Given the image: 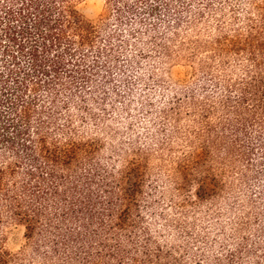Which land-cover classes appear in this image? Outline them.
Returning <instances> with one entry per match:
<instances>
[{
    "label": "trees",
    "instance_id": "obj_1",
    "mask_svg": "<svg viewBox=\"0 0 264 264\" xmlns=\"http://www.w3.org/2000/svg\"><path fill=\"white\" fill-rule=\"evenodd\" d=\"M79 2L0 0V264H264V0ZM144 59L196 74L138 101L148 138L185 142L158 179L113 124Z\"/></svg>",
    "mask_w": 264,
    "mask_h": 264
},
{
    "label": "rangeland",
    "instance_id": "obj_2",
    "mask_svg": "<svg viewBox=\"0 0 264 264\" xmlns=\"http://www.w3.org/2000/svg\"><path fill=\"white\" fill-rule=\"evenodd\" d=\"M105 6V0H80L77 5V8L81 12L83 16L88 19L95 20L100 14L103 12ZM143 65L146 66V69L140 70V75L143 78L142 84L138 85V94L137 96L130 95L133 99L132 106V114L134 117L130 118V114L126 116V114L119 113V111H115L113 116H117V120L115 126L119 127V130H124L129 126V122L133 123L134 135L133 137L137 139L138 145L142 149H146V156L148 157L149 166L152 171V175L154 178H159V174H164L166 172H171L173 159L180 156L183 151V139L177 137L173 138L168 145L162 147L159 144V141L156 139H151V134H147V128L150 126L149 120L147 118L148 112L146 110H141L138 104L139 99L142 100H150L154 105L158 108V110L163 108L166 104H164L165 100H168L169 97L173 96L172 91H170L169 97H163V91L157 86V82L161 83H169L170 86H178L181 87L187 83H190L195 74V68L186 60L180 59L173 61L171 63H158V61L151 60H143ZM152 72V73H151ZM135 82V81H134ZM156 82V83H155ZM160 83V84H161ZM177 84V85H176ZM141 92V94H140ZM128 97V96H127ZM120 104V103H118ZM119 107L121 106L118 105ZM139 106V107H138ZM121 108V107H120ZM119 108V109H120ZM157 121L160 120V114L157 112ZM156 121V120H155ZM180 125L183 127V130H186L188 126V121L183 119L180 122ZM91 126V125H90ZM90 128V127H89ZM150 128V127H149ZM94 130V129H91ZM151 132V131H150ZM105 136V134L101 133ZM148 136H150L148 138ZM128 140L127 137H121L120 135L111 139L108 138V142L113 144H118L121 139ZM161 138V137H160ZM152 140V141H150ZM162 140V139H161ZM164 140V139H163ZM128 154L125 155V158H130L132 156L133 151L128 148ZM108 154V151L106 152ZM105 154V155H106ZM122 158V157H119ZM121 160V159H120ZM163 175H161L162 177ZM163 177H167L164 175ZM161 181H159V184ZM171 187V185H170ZM4 235L6 237V247L12 251H16L20 249L25 243V227L21 224H18L15 221H10L4 225L3 228Z\"/></svg>",
    "mask_w": 264,
    "mask_h": 264
}]
</instances>
